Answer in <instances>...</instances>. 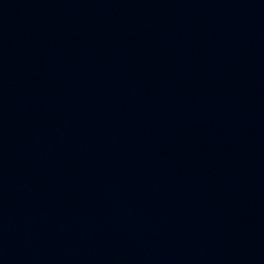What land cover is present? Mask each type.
Segmentation results:
<instances>
[{"label":"water","instance_id":"water-1","mask_svg":"<svg viewBox=\"0 0 264 264\" xmlns=\"http://www.w3.org/2000/svg\"><path fill=\"white\" fill-rule=\"evenodd\" d=\"M0 264H264V0H0Z\"/></svg>","mask_w":264,"mask_h":264}]
</instances>
